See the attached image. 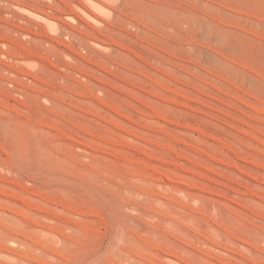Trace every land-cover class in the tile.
Instances as JSON below:
<instances>
[{
  "label": "rangeland",
  "instance_id": "1",
  "mask_svg": "<svg viewBox=\"0 0 264 264\" xmlns=\"http://www.w3.org/2000/svg\"><path fill=\"white\" fill-rule=\"evenodd\" d=\"M121 1L0 0V264H264V0Z\"/></svg>",
  "mask_w": 264,
  "mask_h": 264
},
{
  "label": "bare ground",
  "instance_id": "2",
  "mask_svg": "<svg viewBox=\"0 0 264 264\" xmlns=\"http://www.w3.org/2000/svg\"><path fill=\"white\" fill-rule=\"evenodd\" d=\"M68 1V0H66ZM3 2V1H1ZM30 2L32 3H37V2H41V4H43L42 2H45L49 5H53L54 6V3L55 1L54 0H30ZM120 2H122L121 0H77L73 3V5L71 6V9L69 10H66V11H62L63 12V15L60 17L58 15H56L55 13H50V12H47L45 11L43 8L39 7V6H36L34 4H30V3H22V2H19L17 0H9V5H10V8L11 7H14L15 9H18V10H21V11H24L26 12L28 15H30L31 18L35 19V20H38V21H41L45 27H47L50 32H52L54 35H55V38L56 40L60 39L61 36L63 38V30H64V27L62 25V22L63 21H76L77 20V14L78 13H82L86 18H89L91 19L95 24L96 26L98 25L99 27H102L105 25V23H103V20H102V16L104 15V17H108V18H112L120 4ZM70 3V2H69ZM131 3V2H130ZM146 3V2H145ZM7 4V3H6ZM127 4V3H126ZM132 4V3H131ZM45 5V4H44ZM61 5V4H60ZM88 5H92V7H94L95 9H97L98 13L97 12H94L93 9L91 10L90 7H88ZM121 5V4H120ZM134 5V4H133ZM147 5V4H146ZM124 6V4H123ZM127 6V5H126ZM143 6V5H142ZM147 10V9H146ZM15 11V10H14ZM119 11V10H118ZM127 11V10H126ZM122 12V11H120ZM21 13V12H20ZM23 13V12H22ZM123 13V12H122ZM24 14V13H23ZM126 14V13H125ZM63 17V18H62ZM83 17V16H82ZM81 17V18H82ZM163 18V17H162ZM84 19V18H83ZM88 19V20H89ZM106 19V18H105ZM3 20V19H2ZM5 20V19H4ZM3 20V21H4ZM85 20V19H84ZM9 21V20H8ZM109 21V20H108ZM118 22V21H117ZM167 23V22H166ZM90 24V23H89ZM99 24H103L102 26L99 25ZM123 25V24H122ZM125 25V24H124ZM168 25V24H167ZM171 25V24H170ZM82 26V25H81ZM86 26V25H85ZM84 26V27H85ZM95 27V25H92ZM169 26V25H168ZM157 27V26H156ZM21 28V27H20ZM83 28V27H82ZM96 28V27H95ZM105 28V27H104ZM24 29V28H23ZM27 31V30H26ZM99 31V30H98ZM49 32V33H50ZM34 33V32H33ZM65 34V32H64ZM47 35V34H46ZM53 35V36H54ZM67 35V34H66ZM89 36V35H88ZM51 37V36H49ZM53 38V37H51ZM90 40V43L97 47V48H102V49H110V44L108 42H106L105 40H102L98 37H95V36H91V38L89 39ZM55 41V40H54ZM68 46V45H67ZM71 46V45H70ZM69 46V48H70ZM72 47V46H71ZM73 48V47H72ZM71 49V48H70ZM95 59L92 58V60H89L91 63H96L94 61ZM165 173L163 174H166L167 176L166 177H159L157 179V183H158V186L160 188H167L169 186V174L166 172V171H163ZM159 202H162V201H159ZM161 204V203H160ZM163 204V203H162ZM161 204V205H162ZM166 205V204H165ZM164 205V206H165ZM168 205V204H167ZM166 205V206H167ZM171 206V205H170ZM170 206H167V207H170ZM162 207V206H161ZM160 207V208H161ZM166 207V208H167ZM165 208V209H166ZM170 208L173 209V213L170 212ZM167 211L165 212H160L158 211L159 213H161V217H162V220H165L166 223H168L169 226L171 225H174L175 227L176 226H179L182 224V218L184 219H187L190 221V220H193L190 222V224L193 223L192 226H195L197 225V220L198 218H196V214L193 212V211H189L185 208V206L183 205H180V204H176L175 206L172 205V207H170ZM163 209V208H162ZM170 210V211H169ZM169 211V212H168ZM156 212V211H154ZM175 212L179 213L178 215H182L181 219L180 217L177 216V214H175ZM186 220H183V222H185ZM195 222V224H194ZM199 225V223H198ZM173 226V227H174ZM197 227V226H195ZM199 227V226H198ZM177 228V227H176ZM175 228V229H176ZM35 231L39 234V235H42L48 239H53V230L50 229V228H46L44 226H41V225H35ZM53 242V241H52ZM163 248V246H161ZM161 248V249H162ZM185 248V247H184ZM183 250V249H182ZM186 251H188V248L186 247L185 249ZM164 251V249H163ZM182 252V251H181ZM185 252V251H183ZM182 252V253H183ZM190 253V252H189ZM0 255L3 256V257H7V258H10V257H13L14 255H12L10 252L8 251H5V250H2L0 249ZM183 255V254H182ZM185 255V254H184ZM181 256V255H175L169 251H164L163 252V261L166 262V264H190L191 263V260H190V257H188L187 255L186 256ZM189 255V254H188Z\"/></svg>",
  "mask_w": 264,
  "mask_h": 264
}]
</instances>
